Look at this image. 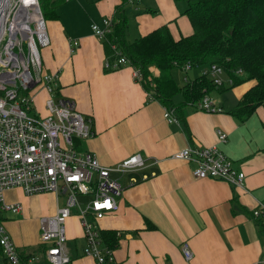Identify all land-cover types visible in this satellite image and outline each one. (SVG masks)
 <instances>
[{
	"label": "crops",
	"instance_id": "obj_1",
	"mask_svg": "<svg viewBox=\"0 0 264 264\" xmlns=\"http://www.w3.org/2000/svg\"><path fill=\"white\" fill-rule=\"evenodd\" d=\"M121 3L123 0H64L58 18L47 19L50 43L42 50L44 71L57 75L58 96L92 118L93 136L78 140V150L95 154L103 166L135 153L146 159L144 167L117 176L123 187L116 199L118 208L96 221L99 229L117 232L114 260L117 264H264V215L252 213L258 206L264 207V108L258 106L240 120L231 114L256 80L232 87L225 81L223 89L211 90L209 96L223 112L209 113L185 104L172 107L179 124L165 121L164 106L149 98L130 65L105 69L103 43L90 23L116 18L115 8ZM185 6V1L175 0L126 2L125 39L133 41L164 24L175 39L190 34L191 24L182 14ZM150 68L153 74L159 73L154 66ZM190 70L193 76H184L187 80L201 69ZM37 96L44 113L47 93L39 88L33 98ZM174 96L176 106L182 97ZM217 130L226 134L225 141L217 140ZM191 144L215 145L244 172L242 186L216 178L194 179V163L173 156ZM4 199L22 206L19 214L0 212L21 259L33 257L31 264H48L46 245L39 238L40 218L63 206L64 196L56 198L51 191L26 195L20 188H11L4 192ZM85 199L79 198L81 203ZM77 214L78 209L73 208L65 224L70 264H96L84 253L86 240ZM184 243L191 251L189 260L183 258Z\"/></svg>",
	"mask_w": 264,
	"mask_h": 264
},
{
	"label": "built area",
	"instance_id": "obj_2",
	"mask_svg": "<svg viewBox=\"0 0 264 264\" xmlns=\"http://www.w3.org/2000/svg\"><path fill=\"white\" fill-rule=\"evenodd\" d=\"M111 22L107 17L100 24L91 22L93 34L103 39L111 29ZM49 43L39 0H0V212L15 215L22 208L19 203L5 201L6 189L20 188L26 195L51 191L56 198L64 196L63 206L57 207L51 216L40 218L39 238L46 245V262L71 263L65 224L72 209L77 208L86 240L84 253L96 264H117L114 249L103 244L96 221L118 208L116 199L122 195L123 187L117 176L144 167L146 159L135 153L103 166L95 154L78 150V140L93 136L92 118L82 115L72 102L58 96L57 75L44 71L39 52L40 47ZM125 63L127 59L120 56L112 62L106 60L104 66L116 69ZM183 67L189 68L187 64ZM200 74L209 77L217 87L225 81L232 83L229 78H223L222 68L215 63L202 68ZM133 77L141 78L138 69H134ZM153 86L151 83L150 87ZM39 88L47 93L43 114L35 109L33 101ZM151 93L152 89L147 91L149 98ZM189 105L209 113L223 112L207 94ZM162 112L165 121L179 124L173 108L164 106ZM216 137L225 141L226 134L217 130ZM173 156L194 163L191 169L194 179L216 178L242 186L244 172L236 169L215 145H186ZM80 197H86L83 203ZM252 213L255 217L264 215V207L260 205ZM0 251L2 264H31L33 259H21L2 220ZM182 254L184 259L191 258L186 243L182 245Z\"/></svg>",
	"mask_w": 264,
	"mask_h": 264
},
{
	"label": "trees",
	"instance_id": "obj_3",
	"mask_svg": "<svg viewBox=\"0 0 264 264\" xmlns=\"http://www.w3.org/2000/svg\"><path fill=\"white\" fill-rule=\"evenodd\" d=\"M63 1L39 0L44 20L57 19V10ZM178 1L181 0H175ZM126 2L129 1L123 0L115 8L118 15L111 20L110 31L101 39L104 53L110 62L124 56L128 65L139 70L141 78L138 81L144 89L152 88V97L163 106L177 109L181 105H193L211 90L223 89L227 83L217 87L209 77L201 74L186 79L180 86L172 78L173 67L186 71L183 66L187 64L190 69L200 70L215 63L232 82L230 87L245 80H256L231 109L235 118L245 119L258 106L264 108V0L185 1L182 14L191 24L190 34L175 39L164 24L133 41L125 39ZM150 10L155 11L149 8L147 11ZM150 66L157 68L159 73L153 74ZM239 69L242 72L238 73ZM151 83L153 87H150ZM177 94L182 100L175 106L173 96ZM99 232L105 246L117 247L116 230L100 229Z\"/></svg>",
	"mask_w": 264,
	"mask_h": 264
},
{
	"label": "rangeland",
	"instance_id": "obj_4",
	"mask_svg": "<svg viewBox=\"0 0 264 264\" xmlns=\"http://www.w3.org/2000/svg\"><path fill=\"white\" fill-rule=\"evenodd\" d=\"M14 1H16V0H14ZM184 1H193V0H181V4H183V2ZM13 2V1H12ZM140 7H144L143 6V4L141 3L140 5H139ZM45 26L47 27V19L45 20ZM47 29H48V27H47ZM45 47H40L39 48V52H40V57H42V50L44 49ZM43 61V60H42ZM193 70L191 71L190 70V67L188 68V70L186 69V71H184V70H182V69H179V68H177V67H173V69H172V78H173V81L174 82H176L177 83V85L178 86H180V85H182V84H184L185 82H184V76H187V77H189V78H192V76H193ZM199 74H200V72H199ZM152 89V88H151ZM151 89L149 90V91H151ZM174 97H176V96H174ZM40 99H41V97H40ZM178 101V97H176V98H174V101H176V100ZM33 101H35L34 102V107H35V109L40 113V114H43L41 111H42V109H41V102L39 101V96H37L36 97V99H35V97L33 98ZM41 110V111H40ZM37 115V114H36Z\"/></svg>",
	"mask_w": 264,
	"mask_h": 264
},
{
	"label": "bare ground",
	"instance_id": "obj_5",
	"mask_svg": "<svg viewBox=\"0 0 264 264\" xmlns=\"http://www.w3.org/2000/svg\"><path fill=\"white\" fill-rule=\"evenodd\" d=\"M2 1H8V0H2ZM74 48V47H73ZM204 68V67H203ZM220 106V105H219Z\"/></svg>",
	"mask_w": 264,
	"mask_h": 264
}]
</instances>
